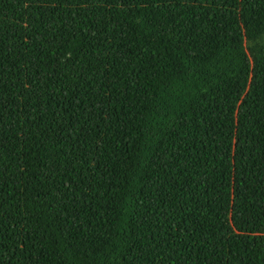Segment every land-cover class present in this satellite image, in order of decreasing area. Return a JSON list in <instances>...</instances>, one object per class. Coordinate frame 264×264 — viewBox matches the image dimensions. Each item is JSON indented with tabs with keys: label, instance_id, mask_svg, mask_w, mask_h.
<instances>
[{
	"label": "trees",
	"instance_id": "obj_1",
	"mask_svg": "<svg viewBox=\"0 0 264 264\" xmlns=\"http://www.w3.org/2000/svg\"><path fill=\"white\" fill-rule=\"evenodd\" d=\"M0 264H264V0H0Z\"/></svg>",
	"mask_w": 264,
	"mask_h": 264
}]
</instances>
